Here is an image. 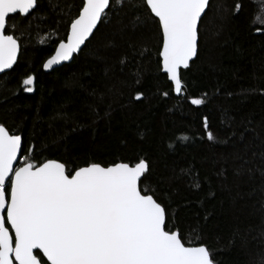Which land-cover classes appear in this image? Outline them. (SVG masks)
<instances>
[{
    "label": "trees",
    "instance_id": "16d2710c",
    "mask_svg": "<svg viewBox=\"0 0 264 264\" xmlns=\"http://www.w3.org/2000/svg\"><path fill=\"white\" fill-rule=\"evenodd\" d=\"M83 4L36 0L8 17L20 53L0 76V124L22 136L24 162L58 160L71 175L146 161L140 189L167 231L213 264H264V0L210 1L179 95L146 0H111L80 53L45 72Z\"/></svg>",
    "mask_w": 264,
    "mask_h": 264
},
{
    "label": "water",
    "instance_id": "95a60500",
    "mask_svg": "<svg viewBox=\"0 0 264 264\" xmlns=\"http://www.w3.org/2000/svg\"><path fill=\"white\" fill-rule=\"evenodd\" d=\"M210 1L146 0L160 22L162 71L176 95L181 71L197 57L199 24ZM110 2L84 0L66 39L44 62L45 72L80 53ZM35 7L36 0H0V76L20 53L19 41L5 32L8 17ZM22 150V136L0 124V264H42L37 252L49 264H213L205 246L185 245L178 232L167 231L164 207L141 192L146 161L91 164L69 175L58 160L21 163Z\"/></svg>",
    "mask_w": 264,
    "mask_h": 264
},
{
    "label": "flooded vegetation",
    "instance_id": "af4514ba",
    "mask_svg": "<svg viewBox=\"0 0 264 264\" xmlns=\"http://www.w3.org/2000/svg\"><path fill=\"white\" fill-rule=\"evenodd\" d=\"M9 192H10V183L6 186V193H7V195H9Z\"/></svg>",
    "mask_w": 264,
    "mask_h": 264
},
{
    "label": "rangeland",
    "instance_id": "374dc122",
    "mask_svg": "<svg viewBox=\"0 0 264 264\" xmlns=\"http://www.w3.org/2000/svg\"><path fill=\"white\" fill-rule=\"evenodd\" d=\"M22 162H24V159L22 160Z\"/></svg>",
    "mask_w": 264,
    "mask_h": 264
}]
</instances>
